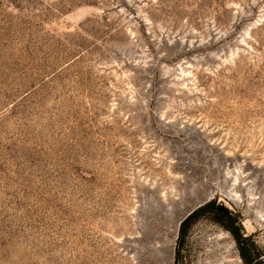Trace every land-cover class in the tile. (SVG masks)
<instances>
[{"label":"rangeland","instance_id":"374dc122","mask_svg":"<svg viewBox=\"0 0 264 264\" xmlns=\"http://www.w3.org/2000/svg\"><path fill=\"white\" fill-rule=\"evenodd\" d=\"M0 264H264V0H0Z\"/></svg>","mask_w":264,"mask_h":264},{"label":"trees","instance_id":"16d2710c","mask_svg":"<svg viewBox=\"0 0 264 264\" xmlns=\"http://www.w3.org/2000/svg\"><path fill=\"white\" fill-rule=\"evenodd\" d=\"M201 214L211 215L215 221L222 224L234 234L239 245L240 254L246 262L251 263L255 260L254 254L251 253L254 244L251 243L248 238L244 237L240 231V226L238 224L241 219L240 214L234 213L224 204L218 203L216 199L206 202L188 215L180 225L181 233L185 234L189 229L191 222Z\"/></svg>","mask_w":264,"mask_h":264},{"label":"water","instance_id":"95a60500","mask_svg":"<svg viewBox=\"0 0 264 264\" xmlns=\"http://www.w3.org/2000/svg\"><path fill=\"white\" fill-rule=\"evenodd\" d=\"M201 205H202V204H201ZM195 209H196V208H195ZM195 209H193L191 212H189V213L187 214V216L190 215ZM187 216H185V218H186ZM185 218H184V219H185ZM184 219L181 220L180 225H181V223H182V221H183Z\"/></svg>","mask_w":264,"mask_h":264},{"label":"bare ground","instance_id":"6f19581e","mask_svg":"<svg viewBox=\"0 0 264 264\" xmlns=\"http://www.w3.org/2000/svg\"><path fill=\"white\" fill-rule=\"evenodd\" d=\"M239 176V175H238Z\"/></svg>","mask_w":264,"mask_h":264}]
</instances>
